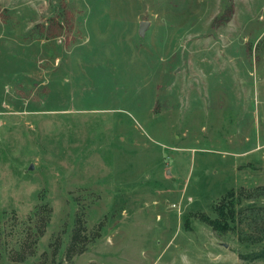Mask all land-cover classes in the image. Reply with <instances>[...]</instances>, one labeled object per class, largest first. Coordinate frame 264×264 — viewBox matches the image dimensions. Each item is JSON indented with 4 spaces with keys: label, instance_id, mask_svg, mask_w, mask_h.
<instances>
[{
    "label": "rangeland",
    "instance_id": "rangeland-1",
    "mask_svg": "<svg viewBox=\"0 0 264 264\" xmlns=\"http://www.w3.org/2000/svg\"><path fill=\"white\" fill-rule=\"evenodd\" d=\"M45 204L25 264H264V0H0V264Z\"/></svg>",
    "mask_w": 264,
    "mask_h": 264
},
{
    "label": "trees",
    "instance_id": "trees-1",
    "mask_svg": "<svg viewBox=\"0 0 264 264\" xmlns=\"http://www.w3.org/2000/svg\"><path fill=\"white\" fill-rule=\"evenodd\" d=\"M220 207H221L220 208L221 209V212H220L221 219H217V220L212 221V227L215 230H220L221 228L225 229V227L229 228L230 223L240 224V226L244 225V224H248V226H250V227L251 226L254 227L255 225L258 224V220L253 218L254 215L251 218H249V215L245 214L243 212V209L236 210L234 207H230V206H228L226 208V205H222ZM261 207H257L258 208V210L256 212L257 215H259ZM50 213H51V208L47 204H45V205H41L40 207H38L37 210L35 211L33 217H31L32 218L31 219L32 224H34V225L29 227L28 230H33V229H35V230L33 233L30 232V234H29L32 237L30 245L26 244L25 242H24V245L22 243V246L20 248V252H21L20 256H22V258H20L21 264H25L26 257H28L34 253L35 246H36L37 242L39 241V238L45 233L47 225L49 224ZM83 228H85L84 227V220L80 217H77L75 220L72 240H71L70 246L68 248V254L69 255H70V253H75L78 251L81 252L82 249L85 247L84 244L87 242L88 239H84L85 241H83V238L81 239V236H80L81 232L79 231V229H83ZM241 232H243V231H241ZM239 237H240V239L243 238V234L240 233ZM259 239H261V238L259 237ZM82 242H83V244H82ZM79 243H81L83 245L80 248H78ZM17 264H19V263H17Z\"/></svg>",
    "mask_w": 264,
    "mask_h": 264
},
{
    "label": "water",
    "instance_id": "water-1",
    "mask_svg": "<svg viewBox=\"0 0 264 264\" xmlns=\"http://www.w3.org/2000/svg\"><path fill=\"white\" fill-rule=\"evenodd\" d=\"M148 26V23H142L141 26H140V34L143 35L146 28Z\"/></svg>",
    "mask_w": 264,
    "mask_h": 264
}]
</instances>
